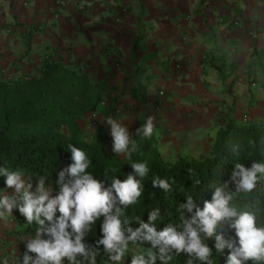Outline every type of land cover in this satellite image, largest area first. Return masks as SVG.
<instances>
[{
  "label": "crops",
  "instance_id": "0c3cea01",
  "mask_svg": "<svg viewBox=\"0 0 264 264\" xmlns=\"http://www.w3.org/2000/svg\"><path fill=\"white\" fill-rule=\"evenodd\" d=\"M44 58L107 82L98 126L116 105L130 132L159 99L175 148L206 146L226 117L264 119V0H0V76L35 75Z\"/></svg>",
  "mask_w": 264,
  "mask_h": 264
},
{
  "label": "trees",
  "instance_id": "16d2710c",
  "mask_svg": "<svg viewBox=\"0 0 264 264\" xmlns=\"http://www.w3.org/2000/svg\"><path fill=\"white\" fill-rule=\"evenodd\" d=\"M107 88L105 80H93L82 68L51 58L43 59L35 75H1L0 167L19 170L26 181L34 184L39 177L45 176L46 185L55 187L58 173L72 163L69 144L85 151L91 161L88 171L97 179L108 182L114 177L126 179L127 174L133 172L132 163H146L149 169L147 176L143 179L137 177L141 180L142 195L136 204L125 209V213L129 218L147 221L149 211L160 208L161 217L156 222L159 229L168 223H179L176 209L180 202H186L188 195L193 196L201 207L204 200L210 201L214 191L210 186L229 181L234 163L250 168L254 161L264 162V119L226 117L223 122L212 126L215 132L206 146L191 150L186 146L175 148L169 145L165 136L167 130L162 133L155 123L151 137L136 136V129L146 122L148 116L156 114L160 105L157 98L151 108L139 115L130 131L136 146L131 158L117 156L105 142L112 137L103 134L106 124H102L118 110L116 105L109 106L100 126L97 120L91 123V118L85 125L80 123V117L87 111L98 110ZM136 94L141 102H145L144 91L138 89ZM86 126L90 131L86 132ZM162 138L166 141H161ZM233 146H239V155L231 151ZM129 147L131 149L132 144ZM189 168L194 176L188 173ZM106 169L107 177L104 175ZM157 176L167 179L172 191L165 193L161 189H153L151 181ZM196 179L201 181L199 185H195ZM230 187L234 190V185ZM5 194L10 195L11 190L6 188L5 178L0 176V196ZM231 203L238 210L254 212L257 226L264 227V180H260L252 192L234 193ZM35 229L36 225L27 224L15 209L13 214L0 219V264L4 260L8 264H20L25 242L35 234ZM218 232L226 237L235 236L234 230L226 223L218 227ZM99 236L100 221H97L86 240L94 243ZM205 243L212 248L214 264H226L228 249L222 254L217 253L214 237L206 239ZM134 246L138 247L136 250L146 247ZM129 249L131 256L132 244ZM186 260L187 256L183 254H173L170 264H186ZM105 262L109 261L101 250L97 264ZM255 264H264V261Z\"/></svg>",
  "mask_w": 264,
  "mask_h": 264
},
{
  "label": "clouds",
  "instance_id": "9594fccd",
  "mask_svg": "<svg viewBox=\"0 0 264 264\" xmlns=\"http://www.w3.org/2000/svg\"><path fill=\"white\" fill-rule=\"evenodd\" d=\"M102 124L110 129L112 151L130 159L136 146L128 127L112 117ZM153 130L154 117L148 116L135 135L151 137ZM68 151L72 163L58 173L55 187L46 185L45 176L34 184L26 181L21 171L0 167V176L11 190L10 195L0 196V219L13 214L15 209L27 224L36 225L35 234L25 242L20 264H97L101 250L110 264H123L130 244L146 246L133 252L130 264H170L173 254L187 256L186 264H214L212 248L205 243L213 237L217 253L228 249L226 264L264 261V227L257 226L254 212L238 210L231 203L234 193L252 192L264 180V162L254 161L250 168L234 163L229 181L210 186L214 190L210 201L204 200L201 207L188 195L186 202H180L176 209L179 223L158 229L160 208L149 211L147 221L129 218L125 213L142 195L141 180L137 177L147 176L146 163H132L133 172L126 179L114 177L108 182L88 171L91 161L85 151L72 144ZM231 151L239 155V146H233ZM107 172L106 169L105 177ZM188 173L195 175L191 168ZM194 183L199 185L201 181L196 179ZM151 184L153 189L172 191L169 181L159 176ZM230 185H234V190ZM97 221L100 236L90 243L86 236ZM225 223L234 230V237L218 232V227Z\"/></svg>",
  "mask_w": 264,
  "mask_h": 264
},
{
  "label": "built area",
  "instance_id": "2783aa9c",
  "mask_svg": "<svg viewBox=\"0 0 264 264\" xmlns=\"http://www.w3.org/2000/svg\"><path fill=\"white\" fill-rule=\"evenodd\" d=\"M81 5H83V3H82ZM110 95H111V96H114L113 93H110ZM104 102H105L104 99H101V100L99 101L100 104H103ZM248 116H249L248 113H247V112H244V113L242 114V119H243V120H246V119L248 118ZM90 118L92 119V120H91V123H95V122H96V118H97V110H92V111L90 112ZM109 132H110V129L108 128V129H107L108 136H111Z\"/></svg>",
  "mask_w": 264,
  "mask_h": 264
},
{
  "label": "rangeland",
  "instance_id": "374dc122",
  "mask_svg": "<svg viewBox=\"0 0 264 264\" xmlns=\"http://www.w3.org/2000/svg\"><path fill=\"white\" fill-rule=\"evenodd\" d=\"M261 77H262V73H257V79L259 80V79H261ZM253 89H255V87H253ZM156 132V134H158V132L157 131H155ZM191 139V138H190ZM189 139V140H190ZM185 142H191V141H188V140H185ZM187 143H184V144H187ZM181 146V145H180ZM186 146V145H185ZM19 247V246H18ZM136 249H138V247L137 246H134V245H132V250H133V252L134 251H137ZM130 250L131 249H129V252L128 253H126V255H125V260H124V262H123V264H130V260H131V256H132V254H131V256H130ZM66 264H67V262H66ZM105 264H110V262H105Z\"/></svg>",
  "mask_w": 264,
  "mask_h": 264
}]
</instances>
